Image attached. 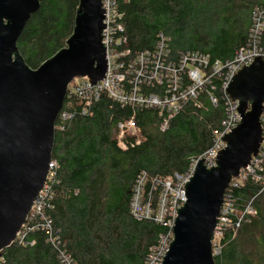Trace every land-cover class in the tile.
<instances>
[{
    "label": "trees",
    "instance_id": "trees-1",
    "mask_svg": "<svg viewBox=\"0 0 264 264\" xmlns=\"http://www.w3.org/2000/svg\"><path fill=\"white\" fill-rule=\"evenodd\" d=\"M80 1H40V10L17 44L30 69H39L67 47ZM261 6L264 0H132L121 11L134 54L153 50L163 33L173 59L200 52L212 61H230L246 45L253 11ZM213 85L220 98L218 107L203 95L200 108L188 104L164 132L157 111L138 110L135 121L140 133L127 135L126 151L118 147L117 125L132 111L106 98L93 107L91 116L77 115L67 130L55 129L52 160L60 170L49 215L77 264H144L166 230L132 217L135 181L142 173L149 179L184 175L191 160L213 145L214 132L225 119L223 94L218 84ZM147 189L152 191L150 183ZM258 190L250 182L234 190L236 208L243 209ZM152 195L156 206L160 190ZM255 208L257 216L242 226L235 239L225 235L222 256L214 258L215 264H264V194ZM33 241V247L13 244L1 255L12 264H60L43 233L30 234L28 242Z\"/></svg>",
    "mask_w": 264,
    "mask_h": 264
},
{
    "label": "water",
    "instance_id": "water-1",
    "mask_svg": "<svg viewBox=\"0 0 264 264\" xmlns=\"http://www.w3.org/2000/svg\"><path fill=\"white\" fill-rule=\"evenodd\" d=\"M40 1L0 0V253L15 243L46 184L71 83L87 78L93 86L107 71L100 0L80 1L65 49L37 70L26 65L17 44ZM226 94L238 102L241 123L222 139L226 148L217 154L216 167L208 169L202 159L186 184L187 202L178 210L162 264H215L212 239L226 192L260 151L264 61L259 57L244 67Z\"/></svg>",
    "mask_w": 264,
    "mask_h": 264
},
{
    "label": "built area",
    "instance_id": "built-area-1",
    "mask_svg": "<svg viewBox=\"0 0 264 264\" xmlns=\"http://www.w3.org/2000/svg\"><path fill=\"white\" fill-rule=\"evenodd\" d=\"M106 18L103 30L102 44L106 48L107 71L105 78L91 85L87 78L73 85L68 92L69 101L63 108L56 123L59 131L67 130L75 117L92 115L93 107L106 98L122 109L129 108L132 116L118 123V147L128 149L127 135L136 137L140 133L135 115L138 110H154L158 112L161 131L168 130L171 122L178 117L188 104L200 108V98L204 95L215 108L220 104L216 94H223L225 119L222 128L214 132L213 145L201 157L191 160L186 174H176L173 177L149 179L142 173L135 181L130 203V212L137 222L150 221L166 230L160 237L157 246L150 250L144 264H162L174 239L178 210L187 202L185 186L193 177L199 161L205 160L208 169L216 167L217 154L226 148L222 140L231 130L239 126L242 118L237 108L238 102H232L226 90L233 78L244 67H250L256 60L264 61V6L257 7L252 14V25L246 45L236 52L230 61H212L209 55L200 52H188L173 59L169 50V38L160 33L153 50L134 54L123 24L121 7L132 0H100ZM210 87V88H208ZM260 124L263 142L257 156L250 165L242 170L237 179L230 184L220 211L218 222L212 239L213 257L219 258L224 250L225 235L232 239L238 236L244 224L250 223L258 214L255 203L264 194V109ZM139 144V142H137ZM59 163L51 160L47 181L35 200L25 225L18 234L14 244L33 247L36 242H28L33 232H41L46 237L47 244L57 253L60 264H77L68 253L66 244L58 230L55 229L49 215L53 211L55 187L58 184ZM252 183L259 188L256 196L244 205L236 208L232 193L245 183ZM150 183L151 192H148ZM160 190L158 203L154 206L152 192ZM0 264H12L0 253Z\"/></svg>",
    "mask_w": 264,
    "mask_h": 264
},
{
    "label": "rangeland",
    "instance_id": "rangeland-1",
    "mask_svg": "<svg viewBox=\"0 0 264 264\" xmlns=\"http://www.w3.org/2000/svg\"><path fill=\"white\" fill-rule=\"evenodd\" d=\"M80 81H81V79H79V78L75 79V80L71 83L70 87H72L73 85L79 83Z\"/></svg>",
    "mask_w": 264,
    "mask_h": 264
}]
</instances>
